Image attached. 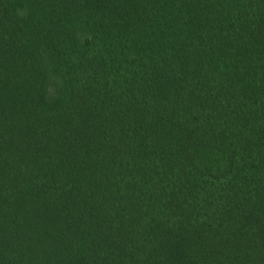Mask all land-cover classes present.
I'll list each match as a JSON object with an SVG mask.
<instances>
[{
    "label": "trees",
    "instance_id": "trees-1",
    "mask_svg": "<svg viewBox=\"0 0 264 264\" xmlns=\"http://www.w3.org/2000/svg\"><path fill=\"white\" fill-rule=\"evenodd\" d=\"M0 264H264V0H0Z\"/></svg>",
    "mask_w": 264,
    "mask_h": 264
}]
</instances>
